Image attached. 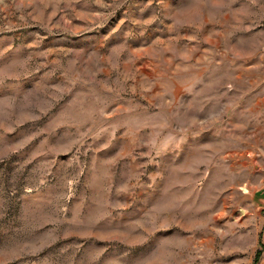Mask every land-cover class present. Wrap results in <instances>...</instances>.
I'll list each match as a JSON object with an SVG mask.
<instances>
[{"label":"rangeland","instance_id":"rangeland-1","mask_svg":"<svg viewBox=\"0 0 264 264\" xmlns=\"http://www.w3.org/2000/svg\"><path fill=\"white\" fill-rule=\"evenodd\" d=\"M0 264H264V0H0Z\"/></svg>","mask_w":264,"mask_h":264}]
</instances>
